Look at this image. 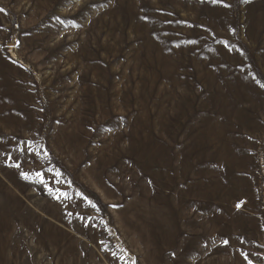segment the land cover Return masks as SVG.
I'll return each mask as SVG.
<instances>
[{"label":"rangeland","instance_id":"obj_1","mask_svg":"<svg viewBox=\"0 0 264 264\" xmlns=\"http://www.w3.org/2000/svg\"><path fill=\"white\" fill-rule=\"evenodd\" d=\"M0 264H264V0H0Z\"/></svg>","mask_w":264,"mask_h":264}]
</instances>
